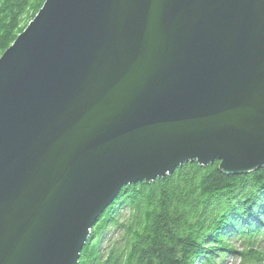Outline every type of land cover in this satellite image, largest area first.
Masks as SVG:
<instances>
[{"label":"water","instance_id":"1","mask_svg":"<svg viewBox=\"0 0 264 264\" xmlns=\"http://www.w3.org/2000/svg\"><path fill=\"white\" fill-rule=\"evenodd\" d=\"M188 161L264 166V0H45L0 56V264H78Z\"/></svg>","mask_w":264,"mask_h":264},{"label":"trees","instance_id":"2","mask_svg":"<svg viewBox=\"0 0 264 264\" xmlns=\"http://www.w3.org/2000/svg\"><path fill=\"white\" fill-rule=\"evenodd\" d=\"M44 0H0V56ZM264 167L224 174L188 161L126 186L97 219L78 264H264Z\"/></svg>","mask_w":264,"mask_h":264},{"label":"bare ground","instance_id":"3","mask_svg":"<svg viewBox=\"0 0 264 264\" xmlns=\"http://www.w3.org/2000/svg\"><path fill=\"white\" fill-rule=\"evenodd\" d=\"M44 1H45V0H44ZM43 3H44V2H43ZM42 5H43V4H42ZM41 7H42V6H41ZM40 9H41V8H40ZM40 9H39V10H40ZM39 10H38V12H39ZM38 12L35 14V16L38 14ZM35 16L33 17V19L35 18ZM33 19H32V20H33ZM32 20H31L30 22H32ZM30 22H29V23H30ZM29 23H28V24H29ZM28 24H27V25H28ZM26 27H27V26H26ZM26 27H25V28H26ZM25 28H24V29H25ZM15 39H16V38H15ZM13 42H14V41H13ZM10 46H11V45H10ZM10 46H9V47H10ZM9 47H8V48H9ZM2 54H3V53H2ZM2 54H1V55H2ZM217 162H218V161H217ZM263 167H264V166H263ZM260 168H262V167H260ZM221 172H222V171H221ZM222 173H223V172H222ZM224 174H225V173H224ZM138 183H140V182H138ZM135 184H137V183H135ZM135 184H130V185H135ZM126 186H129V185H125V186H123V187L119 190V192H118L117 196L115 197L114 201L117 199V197H118L119 193L121 192V190H122L123 188H125ZM114 201H113V202H114ZM92 228H93V227H92ZM90 233H91V231H90ZM79 256H80V255H79ZM230 259H231V258H230ZM230 259H229V260H230Z\"/></svg>","mask_w":264,"mask_h":264},{"label":"rangeland","instance_id":"4","mask_svg":"<svg viewBox=\"0 0 264 264\" xmlns=\"http://www.w3.org/2000/svg\"><path fill=\"white\" fill-rule=\"evenodd\" d=\"M261 245L264 246V242ZM223 264H237V263L234 259L229 260V258H227L226 261L223 262Z\"/></svg>","mask_w":264,"mask_h":264}]
</instances>
